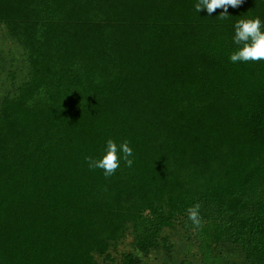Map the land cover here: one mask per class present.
Segmentation results:
<instances>
[{"label":"trees","instance_id":"1","mask_svg":"<svg viewBox=\"0 0 264 264\" xmlns=\"http://www.w3.org/2000/svg\"><path fill=\"white\" fill-rule=\"evenodd\" d=\"M195 3L0 0L21 61L0 92V264H99L129 234L147 256L176 224L203 264H230L220 246L264 264V61L229 60L264 0L224 20ZM110 137L135 162L105 178L86 157Z\"/></svg>","mask_w":264,"mask_h":264},{"label":"clouds","instance_id":"2","mask_svg":"<svg viewBox=\"0 0 264 264\" xmlns=\"http://www.w3.org/2000/svg\"><path fill=\"white\" fill-rule=\"evenodd\" d=\"M244 0H196L194 5L197 13L206 10L207 16H213L217 8L222 12L217 15L221 20L228 19L229 7H239ZM234 50L229 55L232 63H247L264 61V19L259 15L241 16L234 23V34L232 36ZM89 169H100L105 178L113 176L123 163L128 168L133 167L134 149L130 141H117L108 138L105 142L103 152L99 157H86ZM188 220L195 227L201 226L200 205L196 203L187 209Z\"/></svg>","mask_w":264,"mask_h":264},{"label":"rangeland","instance_id":"3","mask_svg":"<svg viewBox=\"0 0 264 264\" xmlns=\"http://www.w3.org/2000/svg\"><path fill=\"white\" fill-rule=\"evenodd\" d=\"M11 53H13L15 57L20 58L16 42L9 38L6 30L3 28L0 30V61L2 58L6 59V61L0 64V92H5L8 88V79H10L11 74L15 72L14 66L18 62L20 65L21 62H12L9 56ZM165 234L168 236L169 244L171 245L169 250L161 249L159 251H153L150 255L145 256L134 249L132 245L133 237L129 234L110 249V258L97 255V261L99 264H114L119 262L125 254L133 251L139 254L142 264H203L200 250L195 239H193V237L190 238L191 235L187 233L180 224H176L172 229H166ZM190 244L191 248L188 250L187 246ZM216 252L228 256L229 258L227 259L230 264H249L238 251H235L233 248L220 246L216 249Z\"/></svg>","mask_w":264,"mask_h":264}]
</instances>
